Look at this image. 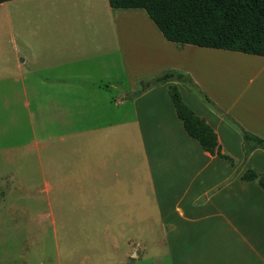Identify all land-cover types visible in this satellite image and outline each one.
Returning <instances> with one entry per match:
<instances>
[{
  "label": "crops",
  "instance_id": "0c3cea01",
  "mask_svg": "<svg viewBox=\"0 0 264 264\" xmlns=\"http://www.w3.org/2000/svg\"><path fill=\"white\" fill-rule=\"evenodd\" d=\"M140 9L105 4L111 25L100 23L93 35L28 42L23 90L67 94L86 84L107 90L116 84L113 75L129 80L168 66L192 80L150 86L136 96L139 87L130 83L115 103L126 108L130 101L131 115L122 113L118 121L103 120L96 105L78 109L75 117L68 107L78 102H63L67 113L55 120L73 124L61 128L67 132L61 139L71 140L40 158L45 184L86 188L89 209L102 204L104 219L120 220V234L136 235L139 247L160 245L169 264H264V189L240 178L247 168L264 173V148L245 157L240 130L228 119L264 139V56L168 41ZM224 59L239 63H230L234 75L254 72L228 95L216 87L218 77L230 74L218 70ZM171 84L213 128L232 162L203 150L186 133L168 94ZM80 115L93 125L73 127ZM154 234L158 239L144 237Z\"/></svg>",
  "mask_w": 264,
  "mask_h": 264
},
{
  "label": "rangeland",
  "instance_id": "374dc122",
  "mask_svg": "<svg viewBox=\"0 0 264 264\" xmlns=\"http://www.w3.org/2000/svg\"><path fill=\"white\" fill-rule=\"evenodd\" d=\"M105 4L107 0L0 3V264H169L160 245L149 242L139 247L136 235L120 234V220L104 219L102 204L89 209L86 188L47 186L42 176L40 158L47 152H60L71 140L61 139L67 133L61 128H72L73 124L66 127L63 120H55L67 113L63 102L71 97L78 102L68 107L75 117L78 109L88 111L95 105L106 121H118L122 113L130 114V101L127 109L115 101H119L123 87L137 83V75H129V80L113 75L116 84H107V90L91 84L67 94L23 90L28 86V68L21 60L32 53L28 42L93 35L100 23L111 25ZM140 12L147 18L145 11ZM223 62L218 70L224 73L237 60ZM91 66L92 61L89 70ZM241 70L238 75L229 72L222 80L218 77L221 84L217 89L228 95L231 89L242 87L243 80L254 72ZM76 120L75 128L93 125L94 121L86 115ZM144 237L158 239L157 234Z\"/></svg>",
  "mask_w": 264,
  "mask_h": 264
},
{
  "label": "trees",
  "instance_id": "16d2710c",
  "mask_svg": "<svg viewBox=\"0 0 264 264\" xmlns=\"http://www.w3.org/2000/svg\"><path fill=\"white\" fill-rule=\"evenodd\" d=\"M9 0H0V3ZM114 8H141L159 29L162 36L176 44H192L264 56V0H108ZM169 81L192 83L191 77L176 68H168L150 78L138 79L139 89ZM168 94L177 117L186 133L210 154L232 162L221 153L217 136L206 120L195 114L182 100L177 87L168 86ZM210 101L207 96H204ZM242 135L243 152L264 148V139L252 134L235 120L228 118ZM241 180H253L264 189V173L247 168Z\"/></svg>",
  "mask_w": 264,
  "mask_h": 264
}]
</instances>
